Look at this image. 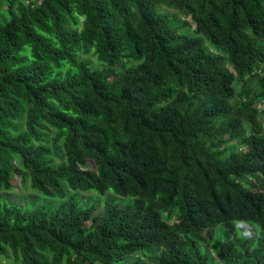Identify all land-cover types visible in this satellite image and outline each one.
<instances>
[{
    "label": "trees",
    "instance_id": "obj_1",
    "mask_svg": "<svg viewBox=\"0 0 264 264\" xmlns=\"http://www.w3.org/2000/svg\"><path fill=\"white\" fill-rule=\"evenodd\" d=\"M14 179L62 200L0 203L19 264H264V0H0Z\"/></svg>",
    "mask_w": 264,
    "mask_h": 264
},
{
    "label": "rangeland",
    "instance_id": "obj_2",
    "mask_svg": "<svg viewBox=\"0 0 264 264\" xmlns=\"http://www.w3.org/2000/svg\"><path fill=\"white\" fill-rule=\"evenodd\" d=\"M23 2H27L30 0H22ZM158 10V9H157ZM160 11L164 12L166 15L169 16V25L176 28L179 32L183 34L191 35L190 31L192 28V25H189V21L187 19L182 20L180 13L173 9H167L165 7H161L159 9ZM185 21V22H184ZM186 25V26H185ZM192 36V35H191ZM205 46L207 44L205 43ZM12 190L8 192H0V203H5L7 205L14 204L16 206H19L22 209L31 208L33 206H44L45 208H54L56 205H58L62 200L60 199H51L43 197L42 195H39L33 191H31L27 186L21 187L19 184V181L17 179L13 180ZM62 187L64 190L65 198L67 199L69 197H72L74 200H76L80 206H91L94 205L95 210L94 214H99L101 211V206L103 202L107 199H112L116 203L125 204L130 199L129 198H121L117 197L115 195H112V193L107 192L105 195L101 197H95L90 196L88 197L86 194H81L78 191L73 192L70 189H68L65 185V182L62 183ZM63 199V200H64ZM216 240L218 239V235L215 236ZM148 257L153 258L155 257V254H147ZM135 258H139L141 261H144L146 264H152V262L145 260V257H142L140 255L135 256ZM0 264H19L18 262H15L12 257L5 258L4 256H0ZM208 264H219L216 261L209 260Z\"/></svg>",
    "mask_w": 264,
    "mask_h": 264
}]
</instances>
